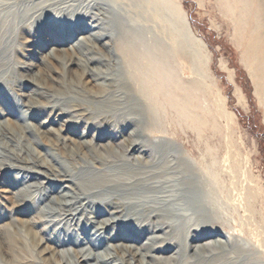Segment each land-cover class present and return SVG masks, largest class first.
I'll return each instance as SVG.
<instances>
[{
  "label": "bare ground",
  "instance_id": "obj_1",
  "mask_svg": "<svg viewBox=\"0 0 264 264\" xmlns=\"http://www.w3.org/2000/svg\"><path fill=\"white\" fill-rule=\"evenodd\" d=\"M72 1L83 8L95 10L91 22H79L71 33L74 35V31L75 34L79 31L88 35L71 46L73 54H66V49L51 48V61L60 57L57 53H64V59L76 65L73 82L79 84V94L97 102L104 101L106 97L109 100L112 97L113 101L115 97L128 102L132 100L141 108H133L128 115L145 117L146 121L130 131L121 147L110 143L109 146H101L105 151L109 150L108 158L99 152H92L84 155L90 160L89 165L82 163L81 168H73L61 158L78 152L85 154V149L91 148L90 143L62 135V129L39 130L40 127L26 120L27 111L33 107L42 109L50 102L53 103L50 113L57 107V116L61 112L69 115L67 103L53 101L51 90L37 79L35 89L30 93H21L25 96L22 104L26 110H19L23 123L14 122L18 132L0 120V175L9 167L23 172L15 176L21 187L12 192V204L17 212L23 213L24 204L21 202L26 199L40 203L37 206L40 218L36 221L24 220L28 232L36 235L34 224L40 221L64 227L89 224L96 227V232L111 231L106 243L101 245L107 244L102 251L98 250L99 240L92 238L81 249L74 250L78 241V237L74 236L69 237L70 244L65 238H57L53 243L40 240V252L53 259L58 254L64 260L70 255L69 250L56 249L69 245L73 247L71 251L78 264H123V261L126 264H263L261 258L264 254L260 247L263 245L254 246L247 240L248 237L243 239V225L238 224L239 232L235 233L232 231L235 225L221 217L223 206L213 185L217 182L207 177L211 176L209 165H203L204 168L198 166L189 154L172 144V136H166L168 131H158L164 135L154 137L149 126L155 125L152 116L160 113L169 114L172 123L191 130L199 140H206L208 132H216L214 117L201 106L195 89L186 84L177 72V58L182 59L185 55L180 48L174 51L176 47L169 44L171 40L167 33L171 23L167 13L178 19L180 29L184 30L186 26L177 1L0 0V34L8 32L9 27L12 32L19 29L21 43L27 47L34 43L32 34L38 33V30L32 32L25 24L44 20L54 11L61 13V6ZM238 1L241 4L240 22L242 17L246 18L252 12L253 2ZM224 2L230 4L229 0ZM256 4L252 13L256 26L249 35L262 41V48H256L253 55L264 63V0H256ZM152 20L156 26H152ZM156 27L162 34L154 33ZM51 42L52 45L57 43L55 40ZM92 63L98 66L89 67ZM20 68H27L23 69V73L28 74V65ZM115 81L122 85L116 94L112 93ZM28 82L33 83L31 80ZM55 82L54 90H61L59 81ZM261 90L264 93V84ZM114 131L119 135L123 130L118 127ZM31 132L38 140L35 137L31 140ZM16 133L20 135L18 138H15ZM96 137L102 138L101 133ZM32 141L37 145L44 144L45 152L41 154L36 148L29 149L33 145L28 147L27 142ZM205 144L203 157L207 155L213 163L217 150L207 141ZM245 189L241 208L244 212L254 213L255 197L248 188ZM147 234L151 235L145 237ZM142 237L144 241L141 242ZM15 250L17 246L10 238L5 248L0 245V252L5 255H11ZM156 253L161 256H156Z\"/></svg>",
  "mask_w": 264,
  "mask_h": 264
},
{
  "label": "rangeland",
  "instance_id": "obj_2",
  "mask_svg": "<svg viewBox=\"0 0 264 264\" xmlns=\"http://www.w3.org/2000/svg\"><path fill=\"white\" fill-rule=\"evenodd\" d=\"M176 1L186 19L185 29L179 28L178 19L173 14L172 16L167 11L166 13L169 23L171 22L167 28L168 37L171 40L169 44L176 47L174 51H179L180 48L185 55L182 59L175 57L178 61L177 72L186 84H190L195 89L201 106L214 117L216 134L208 132L206 140H199L191 130L180 128L172 123L173 120L169 114L158 113L157 116H152L155 125L149 124L153 131L152 135L159 137L164 134L158 131H168L166 136L170 138L172 136L170 139L172 144L189 154L198 166L209 165L211 176L206 175L217 182L213 185L217 188L215 189L218 197L221 198L220 202L223 206L221 217L226 222L235 225V229L232 230L235 233L239 232L238 224L243 225L245 233L241 237L243 239L248 237L247 240L255 244L254 246L263 245L260 247L264 254V93L261 90L264 84V63L253 55V51L256 48H262L263 43L257 36L249 35L256 26L252 14L257 6L256 0H251L253 2L252 12L248 17H242L240 22L238 18H240L241 4L238 0H229V6L224 0ZM155 8L158 12L160 11L157 7ZM59 11L61 13L51 12L46 19L36 20L32 25L25 24L32 32L38 30V33L33 32L32 34L34 43L28 44L27 47L21 43V38L18 36L19 29L12 32L9 27L8 32L4 35L0 34V113H8L0 115V120L7 122L9 127L18 132L14 122L23 123L19 110H26L22 104L25 96H21V93H30L32 89H35L36 79L39 83H44L51 90L53 101L60 100L62 103H67L70 114L66 115L61 112L57 116L59 112L57 107L50 113V105L53 104L50 102L42 109L33 107L27 111L26 120L40 127L39 130L62 129L60 132L62 135L90 143L91 148L88 146L89 149H85V154L78 152L70 157L61 158L70 165L72 164L73 168H81L82 163H85L84 165L91 163L88 157L84 156L86 154L99 152L108 158L109 150L105 151L101 146H109L110 143L115 147H121L123 139L131 130L145 123L146 118L128 115V111L138 107L132 100L129 102L122 98L117 100V97L114 101L112 97L110 100L106 97L104 101H99L100 103L88 100L79 94L81 93L79 84L73 82L76 65L66 61L68 59H64V53H57L60 57L51 61L49 53L54 46L66 49L65 52L68 55L73 54L71 46L79 38L88 34L79 31L75 34L74 31V35H71L72 29L77 27L79 22L82 24L91 22L93 19L91 17L95 13L92 8L78 6L76 1L61 6ZM152 23V26H156L153 20ZM154 31L157 35L162 34L157 27ZM51 40L57 43L52 45ZM23 65H28L27 75L23 73V69L27 68H20ZM92 66L94 68L98 65L89 64V67ZM195 66L198 67L195 68ZM37 81L35 83H38ZM55 81H59L61 90H54ZM117 83V81L113 82L112 93L114 94L118 92L120 86L122 87L120 83ZM116 126L123 130L119 135L117 131H114L117 129ZM98 133H101L102 138L97 139L96 134ZM19 136L16 133L15 138ZM30 137L31 140L32 137L37 139L32 132ZM20 140L26 143L23 138ZM205 141L215 146L217 150L216 161L213 163L207 155L203 157ZM28 143V147L33 145L29 149L36 148L41 154L45 152L44 144L37 145L33 141L32 143L27 142V145ZM203 170L207 171V169ZM21 174L23 172L19 168L9 167L0 175V245L2 249L5 248L6 241L10 238L17 246L12 256L5 255L3 250L0 252V264H78L71 251L73 247L70 248L69 245L58 247L57 251L62 248L68 249L71 257L67 255L62 260L57 254L53 259L40 252L38 245L40 240L53 243L57 238H65L70 244L69 237L75 236L78 237V241L74 250L81 249L90 238L99 240L98 250L102 251L103 247H107V244L101 245L106 243V237L111 231L102 233V230H98L96 232V227L89 226V224L64 227L61 224L52 225L40 221L37 225L34 224V231L37 234H30L25 227L24 220L36 221L38 217L40 218L37 214V206L40 203L26 199L21 202L22 205L24 204L23 213L17 212L14 208L12 192L21 187L15 180V176ZM245 188H248L255 197L254 213L244 212L241 208L246 195ZM65 234H67L66 237L63 236ZM149 235L151 234L144 236ZM143 238L141 242L144 241ZM114 243L118 241L114 240ZM156 256H161V254L156 253ZM261 259L264 264V256ZM122 263L126 264L124 261Z\"/></svg>",
  "mask_w": 264,
  "mask_h": 264
}]
</instances>
